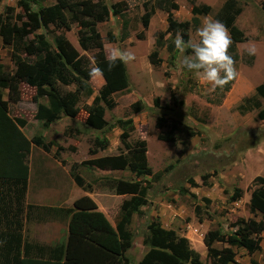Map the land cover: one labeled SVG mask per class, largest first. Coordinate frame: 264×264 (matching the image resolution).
Returning a JSON list of instances; mask_svg holds the SVG:
<instances>
[{
  "label": "rangeland",
  "instance_id": "374dc122",
  "mask_svg": "<svg viewBox=\"0 0 264 264\" xmlns=\"http://www.w3.org/2000/svg\"><path fill=\"white\" fill-rule=\"evenodd\" d=\"M18 1L0 0V14L4 15V18L11 14L10 21L17 24L24 19L22 8L17 5ZM99 1L108 6L115 3L124 4V19L119 15L110 14L106 22L96 26L106 56L115 48L130 51L135 56L133 61L125 64L129 80L128 89L113 94L115 107L105 111L109 126L101 131L88 128L84 124L86 113L83 109L92 103L102 86L100 76L89 79L93 93L90 97H81L77 104L80 111L74 119L61 117L52 121L47 128H43L41 123L33 118L35 105L32 97L35 91L26 85H21V102L17 105L10 104L9 113L12 117L26 121L27 126L22 130L28 139L42 135L45 141L55 142L51 155H55L57 146L64 148L59 152L57 159L54 156L62 167L73 163L81 164L77 174L84 180L85 186L77 188L69 181L65 195L69 198L72 193L73 202L81 196H88L112 226L115 225L121 205L129 200V196H117L112 191L100 188V178L133 180L134 176L126 171L88 169L82 162L92 157L118 153L121 147L120 130L115 126V120L130 117L133 131L127 142H146V161L153 175L144 178L150 184L146 196L147 204L141 208L140 214L135 213L132 216L128 227L135 239L128 253L132 256L134 264H138L145 251L141 244L142 236L146 233L147 225L158 220L164 229L175 230L184 236L190 247L199 253L201 260L208 264L206 249L202 243L204 234L221 227L223 236L214 246H230L233 229L229 225L239 218H253L248 208L253 188L251 181L256 176L264 178V121L257 120L255 110L245 113L238 110L243 100L250 98L256 86L264 82V0H234L242 10L235 25L242 31L245 41L236 43L234 52H230L229 48L238 75L224 96L216 94L198 75L181 68L183 56L173 44L176 33L166 34L160 38L162 47L156 46L159 33L164 32L167 27L165 12L155 8L148 28L143 29L140 21L144 13L143 3L147 1L152 5L156 0ZM192 1L195 5L204 4L217 11L226 0H174L178 5V10L172 12L176 21H189L192 18ZM45 4H53V1L49 0ZM6 7L13 8V13L6 15ZM211 16L200 15L199 24H190L186 30L188 40L196 39V29L201 27L205 20H213ZM123 20L128 22L126 30L122 27ZM124 31L128 36L126 39L121 38ZM79 33L81 29L76 25H71L70 30L58 31L51 27L46 37L52 47L53 36L62 34L79 56L90 60L92 69L95 50L92 47L88 51L81 49ZM34 34L36 32L29 35V39L33 38ZM140 34L142 39L137 37ZM110 37L114 38L113 42H110ZM249 42L257 49L250 65L247 64L250 57L246 52L250 46ZM168 46H173V50H168ZM153 50L158 51V58L162 61L157 67L152 66L148 60ZM11 51V47L2 45L0 40V65L7 70L13 69ZM187 54L190 53L186 51L185 55ZM20 56L24 57V54ZM30 59L34 61L33 57ZM61 89L74 91L75 85ZM3 94L6 99L4 91ZM155 98L159 99L158 107L153 105ZM138 101L144 108L138 114L131 115L130 105ZM165 107L168 109H164ZM162 114L167 122H174L177 126L174 143L157 139L158 134L165 131V128L158 129L155 126L157 118ZM190 132L193 136L188 135ZM95 138L106 139L108 147L97 156H91L89 150ZM31 147L29 161L42 152L35 146ZM62 160L66 163L62 164ZM203 176L205 180L202 179ZM191 182L195 184L194 187H191ZM89 184L93 187L90 191L86 187ZM235 187L241 188L243 194L236 202L229 203L228 196ZM180 188L185 190L184 195L178 193ZM190 194H194V197ZM203 198L210 200V203H205ZM194 205L201 206L202 219L195 217ZM207 216L212 218L208 219ZM46 217L50 218L46 215L41 219ZM34 219L32 216L31 220ZM25 229L32 238L33 226H24L23 230ZM50 231L47 229V235L51 234ZM66 237L64 232L63 239L66 240ZM261 238V251L252 255H248L243 249L231 247L236 253L234 264H264V233Z\"/></svg>",
  "mask_w": 264,
  "mask_h": 264
},
{
  "label": "trees",
  "instance_id": "16d2710c",
  "mask_svg": "<svg viewBox=\"0 0 264 264\" xmlns=\"http://www.w3.org/2000/svg\"><path fill=\"white\" fill-rule=\"evenodd\" d=\"M48 1L19 0L17 5L22 8L24 15L19 24L9 19L12 15L8 13H13V8H5L8 15L6 18L0 14V40L2 45L11 47L10 58L13 65L12 70L4 69L0 65V264H134L128 252L132 249L135 239L128 227L132 216L135 213L140 214L141 208L147 204L146 196L150 184L144 178L153 174L146 161V142L144 140H136L133 144L127 142L133 131L130 117L115 120V126L120 130L121 147L118 153L92 157L82 162L88 169L126 171L134 176L133 180L100 178L98 184L100 188L112 191L117 196H129V200L121 205L114 226L86 195L76 199L70 208L25 205L31 143L44 152H49L55 142L45 141L42 135L28 139L21 131L26 125L25 121L9 115L8 102H19L20 85L34 89L32 100L37 105L33 118L40 122L43 128H47L52 121L61 117L74 119L80 111L77 104L81 97H90L93 93L88 82L90 60L85 56H79L62 34L53 36L50 47L51 44L46 37L50 28L58 31L70 30L71 25L79 27L81 49L88 51L91 47L94 48L93 67L103 70V74L100 75V79L103 80L102 86L92 103L83 109L86 113L84 124L88 128L102 131L109 126L105 119V111L115 107L112 95L129 87L125 64L118 61L116 67L108 70L102 39L96 30L97 24L106 22L110 14L119 15L124 19V4L115 3L108 6L99 0H52L53 4H45ZM155 8L167 15V27L164 32L159 33L156 39L157 47H162L160 38L169 33L179 32L187 41L186 30L190 24H199L200 15H212L213 20H219L226 26L233 41L230 52H234L236 43L245 41L242 31L235 25L242 10L234 0H226L217 11L204 4L195 5L192 1V18L183 22H178L173 17L172 12L178 10L174 0H156L152 5L146 1L143 3L144 13L140 18L143 29L148 28ZM127 26L128 22L123 20V29L126 30ZM34 32L36 34L29 39V35ZM127 37L124 31L121 38ZM137 37L143 38L141 34ZM109 40L113 42L114 38L110 37ZM168 50H173V46H168ZM186 51L190 53L191 50ZM20 54H24V57ZM30 57H33L34 61H31ZM249 57L248 65L252 61V56ZM148 60L154 67L162 62L158 58L157 50L149 54ZM233 80L226 83L222 89H215L216 94L224 96ZM71 85H75L74 91L61 89ZM3 89L8 90L7 101L3 100ZM39 100L45 103H38ZM153 105L159 106L158 98L153 100ZM143 108L139 101L131 104V115L138 114ZM238 110L241 113L255 110L257 120L264 121V82L256 86L254 94L243 100ZM164 116L162 114L156 120V128H165L163 133L158 134L157 139L174 143L177 126L174 122H167ZM188 135L193 136V133L190 132ZM107 147L106 139L95 138L89 154L97 156ZM63 150L64 148L60 146L56 147L54 155L56 159ZM79 166L81 164L71 165V177L75 184L82 188L85 184L77 174ZM202 179L205 180V177ZM251 184L253 188L248 208L253 218H239L229 225L233 232L230 246L227 247L214 246L223 236L221 227L204 234L202 243L206 249L208 264H234L236 253L231 247L243 249L248 255L261 251V235L264 233V178L256 176ZM194 186L195 184L191 182V187ZM86 187L88 191L93 189L90 184ZM184 192L183 188L178 191L180 195H184ZM242 194L241 188H233L228 196V202H236ZM190 195L194 197V194ZM203 201L210 203L206 198H203ZM46 215L54 219L67 220L66 240L61 238L50 246L25 240L24 222L31 220L32 216L33 219L35 217L41 219ZM194 215L202 219L200 205H194ZM142 237L141 244L145 251L138 264H207L201 260L199 253L190 247L184 236L175 230L164 229L158 220L147 225L146 233Z\"/></svg>",
  "mask_w": 264,
  "mask_h": 264
},
{
  "label": "clouds",
  "instance_id": "9594fccd",
  "mask_svg": "<svg viewBox=\"0 0 264 264\" xmlns=\"http://www.w3.org/2000/svg\"><path fill=\"white\" fill-rule=\"evenodd\" d=\"M232 43L228 29L219 20H205L202 26L196 29L195 40L185 41L179 32L173 40L175 49L183 56L181 68L198 75L212 90L222 89L238 75L235 62L229 53ZM249 43L246 52L249 56H254L257 51L256 46ZM186 49L191 50L190 54L185 55ZM134 59L132 52L115 48L105 57V62L110 71L116 67L118 61L127 64ZM102 74L103 70L99 67L89 70L90 78Z\"/></svg>",
  "mask_w": 264,
  "mask_h": 264
},
{
  "label": "crops",
  "instance_id": "0c3cea01",
  "mask_svg": "<svg viewBox=\"0 0 264 264\" xmlns=\"http://www.w3.org/2000/svg\"><path fill=\"white\" fill-rule=\"evenodd\" d=\"M19 90H20L19 102L17 103L8 102V108L10 104L17 105L21 102V85L19 86ZM3 91L5 92V97H6V99H4V94H3V100L7 101L8 90L3 89L2 93ZM33 103L35 105V112H36L37 104L35 102ZM38 103L44 104L45 101L39 100ZM24 111L27 112V110ZM13 118H18V117L14 116ZM25 124L26 127L27 126L26 121ZM21 131L23 132L22 129ZM31 145L34 146L32 143ZM51 149L49 152H44L43 150L38 148V151L39 152L42 151L41 152L42 154L41 153L38 154V157H36L33 160L31 159L29 161L28 159L29 175H28L27 191L25 194V205L37 206L41 208L42 207L70 208L72 207L74 197H72L73 196L72 193L69 198L66 197L65 195L66 194L65 188L67 187L66 185H68L69 181H71L72 184L75 185V187L77 188H81V187H78L75 184L73 178L71 177V165H68V167H64V166L62 167L61 164H59L55 160L53 153L51 155L52 152ZM31 152H32V147L29 156H31ZM65 163L66 162L62 160V164ZM24 223H25L24 226L27 227L32 225L34 228V233L32 238L31 236L28 235V233H26V229L23 230L24 239L33 240L31 242L39 243L42 244L43 246H50L57 243L61 238H63L64 232L67 235V220L57 219V218L52 219L51 217L50 218L46 217V219H34V220L25 221ZM45 226L47 227L42 228ZM47 229L51 230L50 235H47Z\"/></svg>",
  "mask_w": 264,
  "mask_h": 264
}]
</instances>
